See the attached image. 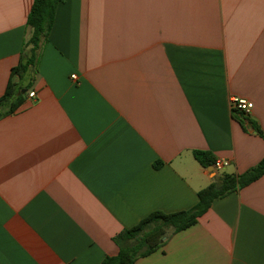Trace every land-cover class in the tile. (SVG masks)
<instances>
[{"label": "crops", "instance_id": "0c3cea01", "mask_svg": "<svg viewBox=\"0 0 264 264\" xmlns=\"http://www.w3.org/2000/svg\"><path fill=\"white\" fill-rule=\"evenodd\" d=\"M34 1L0 0V99ZM31 91L0 117V264H102L264 159V0H61ZM165 241L134 264H264V176Z\"/></svg>", "mask_w": 264, "mask_h": 264}, {"label": "trees", "instance_id": "16d2710c", "mask_svg": "<svg viewBox=\"0 0 264 264\" xmlns=\"http://www.w3.org/2000/svg\"><path fill=\"white\" fill-rule=\"evenodd\" d=\"M61 0H35L28 16L27 25L31 36L25 41L19 64L12 70L7 90L0 99V117L15 112L25 101L33 88L34 77L55 20L57 7ZM23 89L25 94L19 95ZM4 111V112H3ZM255 129L261 135L258 127ZM196 159L202 166L214 165V156L205 151H196ZM264 176V159L242 175L225 173L220 182H214L199 192L198 204L186 211L165 213L155 211L145 217L138 225L123 230L115 237L120 248L119 254L106 257L102 264H134L136 260L160 250L170 234L186 230L198 223L218 198L246 187Z\"/></svg>", "mask_w": 264, "mask_h": 264}, {"label": "built area", "instance_id": "2783aa9c", "mask_svg": "<svg viewBox=\"0 0 264 264\" xmlns=\"http://www.w3.org/2000/svg\"><path fill=\"white\" fill-rule=\"evenodd\" d=\"M73 78L76 79V76ZM28 97L30 100H34L36 98L35 91H31ZM231 106L233 111L241 113L244 117L250 116L254 109V103L242 97H232ZM227 165L228 163L222 159H217L214 163V167L218 170L224 169Z\"/></svg>", "mask_w": 264, "mask_h": 264}, {"label": "water", "instance_id": "95a60500", "mask_svg": "<svg viewBox=\"0 0 264 264\" xmlns=\"http://www.w3.org/2000/svg\"><path fill=\"white\" fill-rule=\"evenodd\" d=\"M26 92H27V90L26 89H23L21 92H19V95L25 94Z\"/></svg>", "mask_w": 264, "mask_h": 264}]
</instances>
